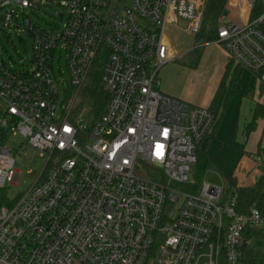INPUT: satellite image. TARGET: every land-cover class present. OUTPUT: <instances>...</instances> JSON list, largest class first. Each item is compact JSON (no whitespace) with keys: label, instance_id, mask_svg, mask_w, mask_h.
I'll return each mask as SVG.
<instances>
[{"label":"built area","instance_id":"obj_1","mask_svg":"<svg viewBox=\"0 0 264 264\" xmlns=\"http://www.w3.org/2000/svg\"><path fill=\"white\" fill-rule=\"evenodd\" d=\"M247 4L252 10L255 0ZM206 5L0 0V31L18 27L33 38L25 62L9 64L0 49V264H240L241 248L253 241L246 231L264 229V215L239 213L236 192L196 184L197 153L216 117L161 90L162 69L182 56L166 28L185 21L200 35ZM50 9L63 22L52 32L39 24ZM214 43L264 79V12L245 26L219 27ZM65 55L69 99L58 115L55 66L58 59L62 76ZM99 58L107 101L96 116L87 89ZM17 135L26 155L33 149L47 161L10 202L7 189L21 178L10 145ZM249 159L264 167L261 156Z\"/></svg>","mask_w":264,"mask_h":264},{"label":"crops","instance_id":"obj_2","mask_svg":"<svg viewBox=\"0 0 264 264\" xmlns=\"http://www.w3.org/2000/svg\"><path fill=\"white\" fill-rule=\"evenodd\" d=\"M228 12L229 15L224 17V21L227 20L230 25L242 27L251 19L247 0H229ZM206 45L202 47L205 51L201 59L190 65V68L182 62V65L171 63L162 69L161 90L164 94L194 107H211L231 60L219 45ZM207 48L213 50L206 52ZM193 49L180 53L181 60L194 51ZM237 80L238 94L226 111L215 138L209 136L202 146L203 150H207L216 169L227 180L228 187H222L226 193L236 192L228 178L236 179L237 187L252 189L264 172V167H257L249 159L251 154L258 155L259 144L264 141V116L250 137L246 139L245 136V128L252 121L256 107H264V79L238 68Z\"/></svg>","mask_w":264,"mask_h":264},{"label":"rangeland","instance_id":"obj_3","mask_svg":"<svg viewBox=\"0 0 264 264\" xmlns=\"http://www.w3.org/2000/svg\"><path fill=\"white\" fill-rule=\"evenodd\" d=\"M208 4H209V0H207L206 7L208 6ZM122 8L123 7L120 5V10ZM44 11L46 12V14L45 13L40 14V17L43 21L42 20L39 21V24L43 28L52 32L53 25L58 26L63 24V22H59L55 18L56 13L54 10L50 9ZM30 14L32 15V13ZM228 15L229 12L227 13V17ZM15 25H17L16 21H15ZM229 26L231 25L226 20V21H221L219 27H229ZM165 35L167 40H169L170 47L177 53H183L185 51L195 48V46L198 43H203L198 40L195 34L189 31L187 22L185 21H181L176 25H169L165 30ZM0 49L3 50L5 54V60L9 64H11L12 62H15L17 64H19L20 62H25L31 56L33 50V38L29 36L24 29H19L18 27L13 28L12 30L7 29L6 32L0 31ZM204 49L201 48L190 52L187 56H185L184 59L175 62L174 65L175 64L182 65V62H185L187 65L186 67L190 68V65L196 64L197 61L201 59L202 53L205 51ZM211 50H213V48L211 49L207 48L206 52ZM60 66L62 67L64 72L62 76L60 75V68L57 59L55 72L58 76L61 85L58 115L61 114L62 107L66 104L65 102L69 99V97H67L66 90L64 88V85L70 83V74L67 68L66 55L63 57ZM79 105H80V100L78 99V103H76L75 106H73L74 109ZM10 145L13 147L15 155L18 157L15 168L17 171H20L21 173L19 185L9 186V188L7 189V200L13 202L22 193L26 192L37 181V179L39 178L40 174L42 173V171L46 166L47 157L42 156L40 152H36L33 149L28 151L26 155L27 150L25 149V139L21 135L11 136ZM212 148L213 146L211 147L210 151H212ZM202 182L223 187L225 189L226 187H228L227 180L216 169L213 160H211L208 167H206V170L202 177ZM261 233L263 234V237L255 238L251 242V246L255 250L264 252V231H262ZM159 241L162 243V238H160Z\"/></svg>","mask_w":264,"mask_h":264},{"label":"trees","instance_id":"obj_4","mask_svg":"<svg viewBox=\"0 0 264 264\" xmlns=\"http://www.w3.org/2000/svg\"><path fill=\"white\" fill-rule=\"evenodd\" d=\"M228 1L229 0H209L205 12V18L203 23L202 32L197 36L200 42L204 44L214 43L218 40V29L221 19L228 13ZM264 0H256L254 7L251 10L250 21L256 19L264 12L263 6ZM99 58L95 64V72L92 77V84L87 89L89 98L93 101L96 108V116L101 115L107 101V96L100 89L101 80V61ZM239 66L231 61L226 69L224 78L218 88L213 103L209 110L215 115L216 121L212 132V138H215L216 132L219 129L222 119L229 109L232 101L238 94V74ZM264 116V107L258 105L253 115L252 121L245 128L246 139L256 130L258 122ZM258 155L264 159V141L259 144ZM211 162L207 150L199 148L197 153V163L192 172V179L196 184L202 182L203 174ZM228 181L232 183L238 194V212L241 214H248L252 209H258L262 215H264V172L260 176L254 188H241L236 186V179L228 178ZM260 231V233H259ZM262 230H247L245 236L248 239L254 240L255 238H262ZM240 264H264V252L255 250L251 244H245L241 248Z\"/></svg>","mask_w":264,"mask_h":264}]
</instances>
